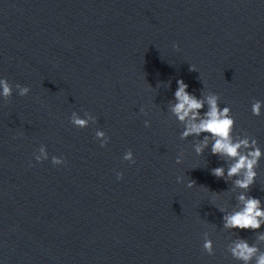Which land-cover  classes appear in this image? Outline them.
<instances>
[{"label":"water","instance_id":"95a60500","mask_svg":"<svg viewBox=\"0 0 264 264\" xmlns=\"http://www.w3.org/2000/svg\"><path fill=\"white\" fill-rule=\"evenodd\" d=\"M0 76L31 89L0 99L5 264H240L227 244L264 231L223 229L213 203L230 210L235 192L210 170L225 161L197 156L167 111L183 79L198 97L217 93L234 132L264 148V110L251 112L264 100V0H0ZM72 111L97 121L76 128ZM41 144L65 164L36 162ZM257 172L249 194L264 201V157Z\"/></svg>","mask_w":264,"mask_h":264},{"label":"clouds","instance_id":"9594fccd","mask_svg":"<svg viewBox=\"0 0 264 264\" xmlns=\"http://www.w3.org/2000/svg\"><path fill=\"white\" fill-rule=\"evenodd\" d=\"M173 48L179 50V45L174 43ZM195 69V65L190 66V70ZM176 85L173 99L168 101L167 111L182 126L179 133L180 139L197 138L192 144L193 151L197 156L210 150L211 154L217 155L225 161L224 164L210 170L213 176L224 178L226 182L231 181V191L235 192L236 203L230 210L213 203L224 214L222 217L223 229L230 231L261 229L264 226V201L250 195L249 189L258 175L257 168L261 158L264 157V148L260 146L256 138L248 134L241 135L234 132L235 117L232 115L231 107L221 106L217 93L201 91V95L198 97L194 92L188 91L189 85L183 79H177ZM14 89L16 94L22 97L27 96L31 91L27 85L19 83L13 85L7 77L0 76V99L11 97ZM202 109L204 111H201ZM262 110H264V100L253 99L252 114L260 116ZM140 111L147 114L144 108H141ZM96 121L97 117L87 111L83 115L72 111L69 118V122L79 129L87 128ZM144 125L150 127L151 121L146 119ZM94 137L102 148L110 140L105 130L99 127L95 129ZM183 157L184 152L181 150L176 156V163H182ZM49 158L54 166L65 164L63 156L52 155L49 157L47 146L41 144L34 153L35 161L43 162ZM122 160L129 164H135V155L131 148L123 153ZM115 174L117 179H122L124 175L122 171H116ZM183 181L184 177L177 176V182ZM194 185L195 181L187 180L186 187L193 188ZM211 193L213 201L220 195L214 191ZM255 237L256 240L253 242L239 236L231 239L227 244L228 253L240 264H264V251L256 242L264 241V231L256 232ZM202 248L207 254H214V242L207 232L204 233ZM0 264H5L3 259H0Z\"/></svg>","mask_w":264,"mask_h":264}]
</instances>
